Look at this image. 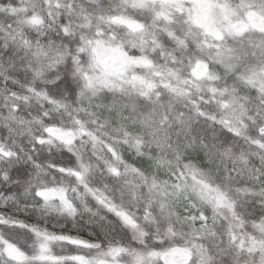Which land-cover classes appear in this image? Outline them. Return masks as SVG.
I'll return each mask as SVG.
<instances>
[{
  "label": "snow or ice",
  "instance_id": "snow-or-ice-1",
  "mask_svg": "<svg viewBox=\"0 0 264 264\" xmlns=\"http://www.w3.org/2000/svg\"><path fill=\"white\" fill-rule=\"evenodd\" d=\"M0 264H264V0H0Z\"/></svg>",
  "mask_w": 264,
  "mask_h": 264
}]
</instances>
